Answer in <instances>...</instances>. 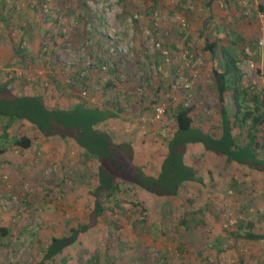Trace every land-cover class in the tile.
<instances>
[{"label": "rangeland", "instance_id": "374dc122", "mask_svg": "<svg viewBox=\"0 0 264 264\" xmlns=\"http://www.w3.org/2000/svg\"><path fill=\"white\" fill-rule=\"evenodd\" d=\"M263 9L264 0H0V80L49 107L71 108L79 98L115 109L114 138L130 143L134 161L154 175L167 153L158 134L180 104L194 107L204 131L221 132L206 42L218 59L225 61L224 50L235 59L236 86L248 93L243 110L253 108V93L263 98ZM6 124L0 228L10 232L0 230V264H35L51 236L88 222L98 162L71 139L36 137L24 120L4 117L0 133ZM13 134L33 135L30 148H14ZM183 159L202 181L182 182L172 197L122 183L112 198L102 195L100 220L44 264H264V239L239 235L248 222L264 233V171L201 144L190 143ZM121 200L134 202L135 212L116 206Z\"/></svg>", "mask_w": 264, "mask_h": 264}, {"label": "trees", "instance_id": "16d2710c", "mask_svg": "<svg viewBox=\"0 0 264 264\" xmlns=\"http://www.w3.org/2000/svg\"><path fill=\"white\" fill-rule=\"evenodd\" d=\"M204 48L212 56L211 73L215 81L219 113L221 117V132L208 133L195 124L194 107L180 104L166 126L167 153L162 160L160 170L152 175L134 159V149L126 141L113 139L105 130L96 125L110 117H117L118 111L104 105L90 107L81 99L76 98L75 106L71 108H55L46 105L38 95L15 93L9 86L0 80V117L8 122L24 120L31 124L36 133L45 136H59L63 139H73L85 151L87 158L97 160L96 186L92 191L94 204L89 213L88 222L70 227L69 233L51 236L41 258L35 264H44L52 261L55 256L72 246L79 235L95 225L105 211V199L112 198L120 189L122 183L138 185L153 193L172 197L178 193V186L184 181H202L196 176L195 169L187 165L183 159L186 147L191 144H201L205 151L214 157L224 156L226 161H235L257 171H264V96L260 99L259 93H253L248 99L253 103V108H241V98L248 93L239 89L236 82L240 77L235 59L226 53L225 61L218 59L216 48L208 42ZM232 86L233 89L231 88ZM188 88V87H187ZM232 90V102L227 104L225 92ZM264 92V91H263ZM226 99V100H225ZM234 118V119H233ZM250 120V125L246 122ZM237 125L238 132L232 133V128ZM263 129V131H260ZM8 124L0 133L1 137H8ZM13 145L26 150L30 148L32 137L25 134L12 135ZM262 141L260 142V140ZM246 140V142L244 141ZM6 141V140H5ZM1 142V141H0ZM2 150V149H1ZM66 179V178H65ZM121 204L132 208L134 202L121 200ZM253 224L247 223L239 234L244 239H264V233L254 232ZM1 235L7 236L9 229L0 228ZM112 263V262H111ZM115 264V263H112ZM204 264H211L207 259Z\"/></svg>", "mask_w": 264, "mask_h": 264}, {"label": "crops", "instance_id": "0c3cea01", "mask_svg": "<svg viewBox=\"0 0 264 264\" xmlns=\"http://www.w3.org/2000/svg\"><path fill=\"white\" fill-rule=\"evenodd\" d=\"M29 95H34V94H29ZM112 119H113V117H110V118H107L106 120H103V121H101L100 123H98L96 126L97 127H99V128H101L102 130H105V132H107V135L109 136V137H112L114 140H115V138L114 137H117L116 136V134H114V130L112 129L111 130V128L109 127L110 125H115L114 123H113V121H112ZM14 121H18V120H12V122H14ZM23 122V121H22ZM25 122H27V121H25ZM27 125L29 126V127H31L32 128V126H31V124L29 123V122H27ZM33 129V128H32ZM34 130V129H33ZM34 132H35V130H34ZM35 134H37L38 136H36V137H40L39 135H42V137H43V139H45V138H49V137H55V136H45V135H43V134H40V133H36L35 132ZM163 135L164 137L166 136V137H168V135L166 134V131L163 129L162 131H161V133H159L158 135ZM26 136H28V137H33V135H29V134H25ZM127 135H128V133H124V134H122L120 137H127ZM157 135V136H158ZM45 137V138H44ZM59 137V136H58ZM63 139V138H62ZM67 139V138H66ZM68 139H70V138H68ZM72 141H73V144L79 149L80 147L77 145V143L73 140V139H71ZM120 141H124V139H122V140H120ZM32 143V142H31ZM16 146H14V148H15ZM3 148V147H2ZM13 148V149H14ZM17 149V148H16ZM18 149H20V148H18ZM15 151V150H14ZM133 161H134V159H133ZM135 162V161H134ZM142 167V166H141ZM97 184V183H96Z\"/></svg>", "mask_w": 264, "mask_h": 264}, {"label": "built area", "instance_id": "2783aa9c", "mask_svg": "<svg viewBox=\"0 0 264 264\" xmlns=\"http://www.w3.org/2000/svg\"><path fill=\"white\" fill-rule=\"evenodd\" d=\"M261 17H264V9L263 11L261 12L260 14ZM259 44L260 45H264V36H262L260 39H259ZM188 86V85H186ZM163 107L161 105H157L155 107V112H154V118H159L162 114H163Z\"/></svg>", "mask_w": 264, "mask_h": 264}]
</instances>
